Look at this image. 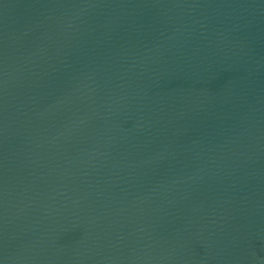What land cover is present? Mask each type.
I'll return each mask as SVG.
<instances>
[{"label": "water", "instance_id": "water-1", "mask_svg": "<svg viewBox=\"0 0 264 264\" xmlns=\"http://www.w3.org/2000/svg\"><path fill=\"white\" fill-rule=\"evenodd\" d=\"M0 264H264V0H0Z\"/></svg>", "mask_w": 264, "mask_h": 264}]
</instances>
